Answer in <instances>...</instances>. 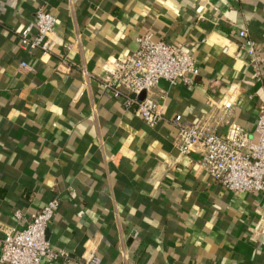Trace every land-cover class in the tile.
<instances>
[{"label": "crops", "instance_id": "0c3cea01", "mask_svg": "<svg viewBox=\"0 0 264 264\" xmlns=\"http://www.w3.org/2000/svg\"><path fill=\"white\" fill-rule=\"evenodd\" d=\"M40 6L57 17L58 43L28 54L19 32ZM242 28L264 72V0H0V253L6 230L25 228L57 197L48 239L69 259L43 264H86L91 253L102 264H264L254 229L264 194L212 180L199 152L179 153L172 123L254 132L264 86L240 48ZM146 31L200 68L192 86L153 88L164 115L155 126L104 86V66L124 61Z\"/></svg>", "mask_w": 264, "mask_h": 264}, {"label": "built area", "instance_id": "2783aa9c", "mask_svg": "<svg viewBox=\"0 0 264 264\" xmlns=\"http://www.w3.org/2000/svg\"><path fill=\"white\" fill-rule=\"evenodd\" d=\"M57 17L40 6L34 19L19 32L20 47L28 54L39 51L50 54L58 43L55 39ZM238 34L243 41L240 48L247 55L248 63L254 69V77L264 86V72L261 69L260 47L242 28ZM67 50L72 44H65ZM226 51V49H225ZM111 67L104 68L109 77L104 86L115 96L121 97L126 109L134 108L136 113L150 126L164 120L159 101L153 95V88L161 80L172 84L179 81L187 86L195 83L200 68L194 56L182 46L173 45L165 40H156L151 31L137 37L136 49L124 60L114 61ZM21 66L28 70L33 67L22 61ZM85 75L89 76L86 69ZM145 96L142 98V95ZM234 106L232 98H226L220 106L222 114L228 116ZM172 123L177 128V148L181 155L200 153V166L212 180L237 192H259L264 194V93L254 132L232 124L226 136L217 131V124L198 120L191 122L176 116ZM256 134V138H253ZM60 200L50 199L30 220L28 225L18 230H6L2 239L0 264H43V260H68V253L52 246L48 230L58 210ZM21 212L17 210L15 217ZM264 235V216L255 228ZM86 264H102V259L94 253L85 258Z\"/></svg>", "mask_w": 264, "mask_h": 264}, {"label": "water", "instance_id": "95a60500", "mask_svg": "<svg viewBox=\"0 0 264 264\" xmlns=\"http://www.w3.org/2000/svg\"><path fill=\"white\" fill-rule=\"evenodd\" d=\"M145 96V94L142 95V98Z\"/></svg>", "mask_w": 264, "mask_h": 264}]
</instances>
